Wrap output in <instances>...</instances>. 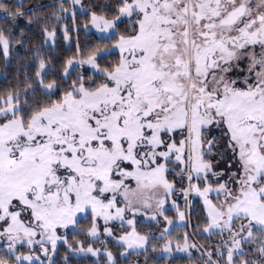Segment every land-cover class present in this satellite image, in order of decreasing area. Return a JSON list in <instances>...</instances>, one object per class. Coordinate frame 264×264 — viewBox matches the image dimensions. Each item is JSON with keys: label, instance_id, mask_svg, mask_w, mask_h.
I'll return each mask as SVG.
<instances>
[{"label": "snow or ice", "instance_id": "obj_1", "mask_svg": "<svg viewBox=\"0 0 264 264\" xmlns=\"http://www.w3.org/2000/svg\"><path fill=\"white\" fill-rule=\"evenodd\" d=\"M43 8L0 0V264H55L58 241L104 264H264V0ZM81 18L100 40L57 56ZM101 221L116 253L88 242Z\"/></svg>", "mask_w": 264, "mask_h": 264}, {"label": "trees", "instance_id": "obj_2", "mask_svg": "<svg viewBox=\"0 0 264 264\" xmlns=\"http://www.w3.org/2000/svg\"><path fill=\"white\" fill-rule=\"evenodd\" d=\"M10 2H11V0H10ZM24 2L29 7H32L35 5H43L44 11L51 12L53 10V8L59 3V0H24ZM64 2L66 4H70L71 0H64ZM89 2H90V0H83V3H85V4H88ZM100 2L103 3L104 0H100ZM0 15H2V13H0ZM63 23L71 24L72 22H71V20L61 21V24H63ZM78 23L80 24L79 32L77 33L75 30H73L72 40L70 42L64 41L63 38L61 37V39L59 41L60 47L57 49V52H56L57 56H59L61 52H63L64 55H71L72 54V52L75 50L77 34L79 36V42L81 44V47H90L100 40V36L96 32H94L91 29H84L83 28V18H81L78 21ZM16 24H17V27L15 30L17 32H19V29L24 27L26 24L25 18H23V17L17 18ZM9 25H11V20H9ZM54 63H58V60H54ZM86 70H87L88 74H91L92 70H90V69H86ZM6 72L8 73L7 79L5 78V75H4ZM14 72H15V61L13 60L12 63L6 67L3 57L0 56V89H3L4 87H6L8 85V82L11 81L13 78ZM177 187L179 188L180 185L178 184ZM177 197H178V201L181 204V207H184V205L182 206V195H180L178 193ZM191 212H192L191 219L193 222H195L197 220L198 215L202 216L204 214L203 210H202V201L199 198H195V197L193 198ZM158 227H160V226L153 225L154 232L159 233V230H157ZM188 230L191 231V228H189ZM175 235L176 234H174L173 236L175 237ZM197 236H200V238L202 239V241H201L202 243L203 242L205 243L206 239L208 238V237L204 238L205 236H201L199 234ZM80 238L83 239V237H80ZM69 239H71V235H69ZM155 243H157L158 245H162L164 243V241L163 240H157V241H155ZM114 246L116 249L114 253H116L118 251V246L115 242L112 245V248ZM66 252L68 253L69 264H96V262H97V260L93 259L91 256H87V255L86 256H75V255H73L71 252H69V250L67 249V246L65 244L61 243L60 245H58L57 251L55 252V258H54L55 264H65L63 257H64ZM153 255H158V253L153 254ZM133 259H135V257H133ZM141 259H142V257H141ZM196 259H198V256L194 255L192 257V260L195 261ZM104 261H105V258L103 256H101V258H99V264H104ZM184 264H190L187 256L184 257Z\"/></svg>", "mask_w": 264, "mask_h": 264}, {"label": "rangeland", "instance_id": "obj_3", "mask_svg": "<svg viewBox=\"0 0 264 264\" xmlns=\"http://www.w3.org/2000/svg\"><path fill=\"white\" fill-rule=\"evenodd\" d=\"M91 30H93L94 32H96L99 36H100V33L94 28V27H92V28H90ZM85 68L86 69H90L91 70V67L90 66H87V65H85ZM227 159V157H223V159ZM225 163H226V161H224ZM225 166H226V164H224ZM214 170L215 171H219L220 170V168H218L217 169V167L216 166H214ZM186 186V185H185ZM177 195H178V193H177ZM199 198L201 201H202V199L200 198V197H198L197 196V194H195V193H192V194H190V196H189V203H190V205H192V201H193V198ZM178 203H180L179 201H178ZM184 203H185V201H184V198H183V196H182V206L184 205ZM181 205V204H180ZM181 209L183 210L184 209V207H181ZM168 215L169 216H173L174 218H175V216H174V212H169L168 213ZM162 219V218H161ZM177 223H179V221H178V219H177V221H176ZM119 222L117 221V222H113L112 224H110L109 226L110 227H112L113 228V231H114V234L115 235H119L120 234V231H119ZM160 227H158L157 228V230L158 229H162L163 227H164V225H159ZM102 229H103V222L101 221V236H100V240H98V241H92V240H89L88 242L89 243H93V246L94 247H102V244H101V241H103V240H108V247L109 248H111L112 249V251L113 252H115V246L112 248V245L114 244V240L111 238V237H107V235L106 234H104L103 233V231H102ZM68 232L69 233H71V226H70V228H69V230H68ZM65 233H64V231L63 230H61L60 231V235H64ZM154 234L155 235H159V233H157V232H154ZM174 234H177L175 231H173V235ZM174 237V236H173ZM204 238H206V236L204 237ZM196 239L198 240V242L199 243H202L201 241H202V239L200 238V236H197L196 237ZM211 239L212 240H215V239H217V237H215V236H213V237H211ZM210 242V240L207 238L206 239V241H205V243L203 242L202 244H208ZM61 243H63L62 241H58V243H57V247H58V245H60ZM37 248L39 247L38 245L36 246ZM50 247V246H49ZM73 255H75V256H86L85 254H83V253H81V254H79V255H77V254H75V253H72ZM39 255H40V257H41V259L42 260H44L45 261V264H47V258L46 257H44V255L42 254V253H39ZM87 256H91L93 259H95V260H99V258H101V256H103V255H101L99 258H97V257H93L91 254H87ZM104 257V256H103ZM55 258V253L53 254V259ZM105 258V257H104ZM106 259V258H105Z\"/></svg>", "mask_w": 264, "mask_h": 264}, {"label": "flooded vegetation", "instance_id": "obj_4", "mask_svg": "<svg viewBox=\"0 0 264 264\" xmlns=\"http://www.w3.org/2000/svg\"><path fill=\"white\" fill-rule=\"evenodd\" d=\"M212 134H214L213 131H209V133H207L209 139H211ZM215 134L218 135V133H215ZM205 147H207V145H205ZM222 152H223V146L220 145L218 142V146L213 149V152L211 154L206 155L205 159L211 160L212 162L217 163V164H226L224 162L226 161V158L223 159L221 156Z\"/></svg>", "mask_w": 264, "mask_h": 264}, {"label": "crops", "instance_id": "obj_5", "mask_svg": "<svg viewBox=\"0 0 264 264\" xmlns=\"http://www.w3.org/2000/svg\"><path fill=\"white\" fill-rule=\"evenodd\" d=\"M213 164H214V166L217 167V169H218V168H220V169H221V168H225V167H224V166H225L224 164H217V163H214V162H213Z\"/></svg>", "mask_w": 264, "mask_h": 264}]
</instances>
